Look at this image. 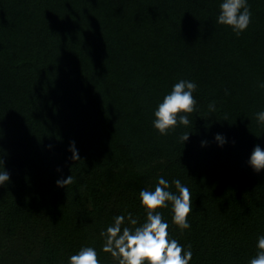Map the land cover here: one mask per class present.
<instances>
[{"label":"trees","instance_id":"1","mask_svg":"<svg viewBox=\"0 0 264 264\" xmlns=\"http://www.w3.org/2000/svg\"><path fill=\"white\" fill-rule=\"evenodd\" d=\"M221 2L0 0V264H67L82 246L116 264L101 232L143 224L139 192L160 177L192 194L183 233L158 209L190 264H248L264 234V169L248 163L264 149V0L239 37L216 23ZM181 79L196 111L161 135L154 110Z\"/></svg>","mask_w":264,"mask_h":264},{"label":"clouds","instance_id":"2","mask_svg":"<svg viewBox=\"0 0 264 264\" xmlns=\"http://www.w3.org/2000/svg\"><path fill=\"white\" fill-rule=\"evenodd\" d=\"M252 22V11L248 0H222L219 5V14L216 23L231 27L239 37L246 31ZM264 88V83L259 85ZM197 90L194 81L181 79L176 82L169 93L163 96L162 101L154 110L153 127L161 134L167 135L170 130H175L178 125L188 126L191 121L189 114L196 111L197 100L193 93ZM226 94L227 90H226ZM208 110L216 111V102L208 104ZM257 122L264 125V110L256 113ZM226 120V119H225ZM189 139V133H184L179 140L184 144ZM215 140L220 146L226 142L221 134H216ZM202 145L206 141L201 142ZM71 159L79 160L78 150L72 142ZM0 170V185L10 180L9 173L4 168ZM248 163L256 171L264 169V149L258 144L254 146ZM75 182L74 177L58 179L57 186L66 188ZM172 185L176 191H171ZM140 203L146 212L143 224H138L132 213L118 215L114 223L101 232L105 237L102 250L111 253L116 264H190L193 257L189 244L187 248L169 234V223L164 220L163 213L158 209L168 208L171 204L172 223L179 227L181 233L190 229L188 221L192 213V194L190 189L175 179L169 183L163 177L158 178L154 190L141 189L139 192ZM135 226L134 228L122 227L125 220ZM256 254L251 257L248 264H264V234L257 237ZM67 264H101L99 254L92 246H82L75 254L68 257Z\"/></svg>","mask_w":264,"mask_h":264}]
</instances>
